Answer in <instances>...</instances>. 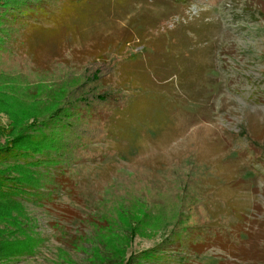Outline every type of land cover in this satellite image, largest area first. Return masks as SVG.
Returning <instances> with one entry per match:
<instances>
[{
	"label": "rangeland",
	"instance_id": "374dc122",
	"mask_svg": "<svg viewBox=\"0 0 264 264\" xmlns=\"http://www.w3.org/2000/svg\"><path fill=\"white\" fill-rule=\"evenodd\" d=\"M187 1L161 30L191 41L177 33L149 61L132 8L152 24L157 0H69L65 24L27 10L0 23V150L13 152L0 172L37 186L0 200V264H264V0ZM129 42L117 104L75 102L88 58L119 64ZM23 129L36 153L16 146Z\"/></svg>",
	"mask_w": 264,
	"mask_h": 264
},
{
	"label": "trees",
	"instance_id": "16d2710c",
	"mask_svg": "<svg viewBox=\"0 0 264 264\" xmlns=\"http://www.w3.org/2000/svg\"><path fill=\"white\" fill-rule=\"evenodd\" d=\"M181 2H183V4H177V5L172 6L168 0H157V4L164 7L165 11L163 13L162 12L156 13L155 10L153 11L152 9L153 18L155 17L154 18L155 21L152 24L146 22L145 17H147V15L143 18L141 17L142 15L139 10L141 7H143L141 6L142 5L141 2H137V5H139L138 7L136 6L135 8H132V11H134L135 13L134 17L135 16L136 17L133 18L131 29H133L136 32L138 43L145 45L144 46L145 50L144 52L141 53L139 57H142L144 55L146 61H149V58H150L149 54H151V51H154V50L157 51L158 45L160 43H164V45L167 46V48L172 49L173 47L172 43L173 41H175L174 35L177 33H180L181 37H185L186 39L188 38L186 41H189V40L191 41L189 37L191 35L189 34L191 31H188L189 27L187 28L181 25V28L175 30L174 34L172 33V31H169L170 29H167V28H165L164 30H161L164 24L166 23L167 19L171 16V14L173 13L175 9L179 10L182 8L184 9L189 8V3L187 0L181 1ZM68 5H69V0H0V10L4 11V13H2V17H0L1 18L0 23L18 21L16 20L17 19L16 17H18L20 20H24L23 14L25 10H27V11L32 12L35 20L38 18H41V19L44 18L49 13L51 14L52 11L54 12L58 11L59 16L63 15L61 16L63 21L61 20L60 22H64L65 24L69 22L68 20L69 15L66 11V9L68 8ZM141 10H143V8ZM7 13H9V15L11 16V20L6 21L7 19H4V15ZM108 16L112 17L110 15ZM58 18L59 17H57V19ZM99 22L101 23V21H98L94 26H96ZM64 24L60 23L58 29H54L53 35L45 36L44 38H46L47 41L53 38L56 39L57 31H62V32L68 31L65 28H62V29L60 28ZM128 44H130V42L127 44L125 43L117 51L118 56L121 57L119 64L112 63L108 59L105 60L103 59V57H98V56L97 57L92 56L91 58H88L90 61V65L92 67L89 70H86L85 72L94 73L92 74V78H91L92 84L88 85L89 89L87 92H84L83 94L84 98L78 97L77 99H75V102L85 103V106L90 107V108H92L95 104H97L98 106H103V107L106 106L105 109L109 107L108 105H110L111 103L117 104L115 95H117L118 91L116 88L118 87L119 89H121L120 86L122 85L123 82H125L124 84H126V82L128 83L132 81V78L129 75H130V70H132L131 66L133 65V63L131 62L133 61L134 57L132 58L130 56L128 57L126 56L127 49H129ZM34 63L37 67L41 68L36 63V61H34ZM57 63L58 61L53 62V65H56ZM125 64H129V65H125ZM147 64H142V65H147ZM115 75H116L115 77L116 80L113 79ZM97 83L101 84V90L99 88V92L97 90L98 88L93 86V85H97ZM114 84L116 85L115 90H114ZM66 95L68 98L72 94L71 92H68ZM115 110L116 111L120 110V108L119 107L115 108ZM51 117L53 118V116ZM26 129H23L22 132L20 131L21 133L19 132L20 134L18 133V135L15 137L16 146H19V148H22V147L27 148L28 151H32L36 153L37 146L40 145L38 142H34L32 141V139H28L26 141L24 138H20V136L22 135L24 131H26ZM2 133L3 132H0V137L4 135ZM40 141L42 142L41 144L43 145L47 143V141H45L44 138L43 140H40ZM0 151H3L2 154L0 155V158H6L9 155H13V152H9L10 149H8L7 151L5 150H0ZM23 153L29 155L28 152L23 151ZM23 153L21 154V156H23ZM32 156L34 157V155ZM4 177H5V173L3 174L2 172H0V200H3L6 206H10L11 204L12 205L16 204L14 200L16 198L15 196L18 194L17 191H18L19 186L26 185L27 187H30L31 189H37L36 188L37 186L33 182H23L24 185H20V183L18 184L14 183V185L12 184L6 185L3 181Z\"/></svg>",
	"mask_w": 264,
	"mask_h": 264
}]
</instances>
